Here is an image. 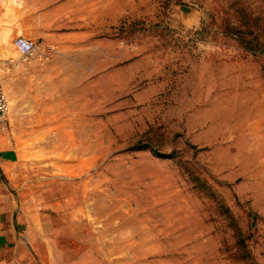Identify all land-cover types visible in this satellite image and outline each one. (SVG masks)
I'll return each mask as SVG.
<instances>
[{
  "label": "rangeland",
  "instance_id": "obj_1",
  "mask_svg": "<svg viewBox=\"0 0 264 264\" xmlns=\"http://www.w3.org/2000/svg\"><path fill=\"white\" fill-rule=\"evenodd\" d=\"M0 76V264H264V0H0Z\"/></svg>",
  "mask_w": 264,
  "mask_h": 264
},
{
  "label": "built area",
  "instance_id": "obj_2",
  "mask_svg": "<svg viewBox=\"0 0 264 264\" xmlns=\"http://www.w3.org/2000/svg\"><path fill=\"white\" fill-rule=\"evenodd\" d=\"M13 46L19 54V58L27 61L34 58L37 52V46L22 37H18L13 41ZM7 98L3 88L2 78L0 76V125L4 124L7 115Z\"/></svg>",
  "mask_w": 264,
  "mask_h": 264
}]
</instances>
